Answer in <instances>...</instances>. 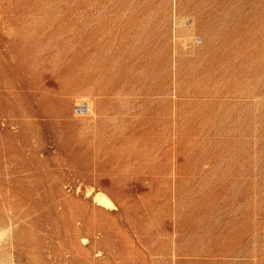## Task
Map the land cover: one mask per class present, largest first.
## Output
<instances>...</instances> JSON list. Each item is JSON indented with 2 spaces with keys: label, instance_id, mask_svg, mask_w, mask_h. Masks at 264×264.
<instances>
[{
  "label": "rangeland",
  "instance_id": "374dc122",
  "mask_svg": "<svg viewBox=\"0 0 264 264\" xmlns=\"http://www.w3.org/2000/svg\"><path fill=\"white\" fill-rule=\"evenodd\" d=\"M0 264H264V0H0Z\"/></svg>",
  "mask_w": 264,
  "mask_h": 264
}]
</instances>
